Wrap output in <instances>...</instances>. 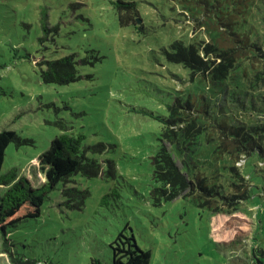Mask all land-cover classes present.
Listing matches in <instances>:
<instances>
[{
    "label": "rangeland",
    "instance_id": "rangeland-1",
    "mask_svg": "<svg viewBox=\"0 0 264 264\" xmlns=\"http://www.w3.org/2000/svg\"><path fill=\"white\" fill-rule=\"evenodd\" d=\"M113 1L0 0V129L28 139L8 144L1 171L13 168L31 178L30 167L60 131L56 121L83 134L85 145L104 143L101 152L87 155L105 170L111 160L115 169V176L75 174L59 182L41 215L10 228L9 237L38 264H111L109 243L124 227L150 251L149 264H264V155L236 162L250 187L235 208L211 212L190 196L151 202L150 156L160 142L162 117L191 81L190 69L167 61L163 48L200 35L173 0H134L141 29L121 26ZM67 54L89 57L80 66L82 77L42 82L36 61ZM205 159L198 169L215 173L219 160ZM32 171L35 184L43 180ZM71 186L88 190L80 209L64 202L61 190ZM0 264H11L1 247Z\"/></svg>",
    "mask_w": 264,
    "mask_h": 264
},
{
    "label": "trees",
    "instance_id": "trees-1",
    "mask_svg": "<svg viewBox=\"0 0 264 264\" xmlns=\"http://www.w3.org/2000/svg\"><path fill=\"white\" fill-rule=\"evenodd\" d=\"M173 1L192 20V29L200 38L173 40L163 48L167 61L190 69L191 81L184 92L174 95L168 114L162 117L160 142L150 156L155 184L149 197L154 205H160L190 196L199 207L220 212L237 207L249 197L250 183L236 162L252 153L264 155V93L256 94L264 92V0ZM113 3L121 26L142 28L144 21L136 1ZM88 62V56L76 59L67 54L36 64L42 82L68 84L82 77L80 66ZM218 92L222 98L213 96ZM56 124L60 131L38 155L37 164L30 167L31 178L17 175L13 168L1 171L8 144L13 142L18 147L28 139L0 129V247L11 264H38L36 259L18 252L8 233L21 222L40 216L45 200L59 182L75 174L115 176L111 160L105 170L98 160L87 155L101 152L104 143L85 145L83 134L73 133L60 121ZM211 141V150L206 154L205 145ZM205 157L219 160L220 170L206 174L198 169ZM35 169L44 176L36 184ZM113 192L114 189L107 195ZM61 193L68 208L80 209L88 190L71 186L63 187ZM109 248L111 264L150 263V251L141 248L126 227L117 232ZM90 264L100 261L91 259Z\"/></svg>",
    "mask_w": 264,
    "mask_h": 264
}]
</instances>
